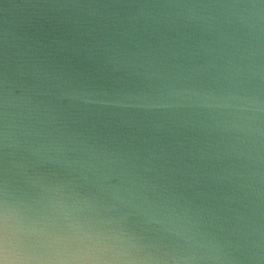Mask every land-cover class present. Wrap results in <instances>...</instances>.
Wrapping results in <instances>:
<instances>
[{"label": "water", "instance_id": "1", "mask_svg": "<svg viewBox=\"0 0 264 264\" xmlns=\"http://www.w3.org/2000/svg\"><path fill=\"white\" fill-rule=\"evenodd\" d=\"M0 264H264V0H0Z\"/></svg>", "mask_w": 264, "mask_h": 264}]
</instances>
